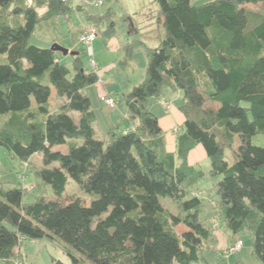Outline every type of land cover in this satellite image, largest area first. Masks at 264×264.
Returning a JSON list of instances; mask_svg holds the SVG:
<instances>
[{"label":"trees","instance_id":"trees-1","mask_svg":"<svg viewBox=\"0 0 264 264\" xmlns=\"http://www.w3.org/2000/svg\"><path fill=\"white\" fill-rule=\"evenodd\" d=\"M153 1L158 44L134 38L123 45V62L139 46L147 54L144 79L124 93L134 125L101 137L88 92L99 72L79 49L64 55L51 48L61 40V18L71 21L76 4L0 0V112H12L0 124V145L38 181L29 202L30 188L0 185L6 263L26 264L23 243L47 238L70 257L51 256L50 264H191L204 259L219 221L232 237L248 231L264 264V145L252 141L264 134V0ZM78 10L87 23L77 27L79 36L91 26L107 38L115 34L112 7ZM32 35L46 44L30 42ZM166 87L183 92L174 150L150 108ZM55 98L62 99L52 108ZM198 144L208 173L189 160ZM35 153L41 162L31 161ZM207 174L216 177L206 189L211 208L199 185ZM70 180L89 200L64 199ZM163 198L176 201L177 210Z\"/></svg>","mask_w":264,"mask_h":264},{"label":"rangeland","instance_id":"rangeland-1","mask_svg":"<svg viewBox=\"0 0 264 264\" xmlns=\"http://www.w3.org/2000/svg\"><path fill=\"white\" fill-rule=\"evenodd\" d=\"M93 1L95 0H72L73 7L76 4V9L74 8L75 10L72 13L71 21L67 22L64 18H61L59 29L61 40L58 42L64 46L79 49L82 52L85 65L96 69L100 74L99 81L91 85L88 88V92L91 95V107L97 116V135L102 137L111 128L114 127L115 130H119L128 124L125 117L124 93L130 91L134 85L139 84L144 79L147 54L145 47L139 46L134 49L131 57H128L123 62L125 60L124 55H126L123 45L127 40L134 38H143L148 45L153 46L156 44L155 36L158 30L153 29L145 33H142V31L157 26V4L153 0H102L103 2L99 6H94ZM207 1L210 0H194V4H202ZM78 3H82V6L79 7H83V9L87 8L90 13L105 11L109 7H112L115 12L113 17L115 21V34L107 38L99 33L91 43L93 53H90L88 46L79 41L78 38L77 27L80 26L84 19L82 12L80 13V10L77 11V8L79 9ZM159 27L161 26L159 25ZM161 28L163 29V27ZM30 42L41 46L46 44L43 41H39L34 35L31 36ZM66 58H69V56L67 55ZM92 58L97 61L98 66L91 64ZM101 88L109 89L116 100L114 107H109L99 100L101 95L104 94L101 93L98 96ZM180 91V89L166 87L159 98H153L151 100L150 108L162 118L166 114L162 102L164 101L167 110H170L172 105L178 107L183 97V92ZM61 99L55 98L51 104L52 108H56L61 102ZM11 115L12 112L10 111L5 113L0 112V124ZM173 131H177L176 127ZM252 141L254 144L264 145V134H255ZM198 147L200 148H194L189 153V160L199 164L208 173L209 158L205 154L204 148L201 145ZM41 159V153H35L31 157V161L35 163L41 162ZM25 163L15 152L0 145V185L7 188L20 184L24 188H30L29 190L27 189L28 192L24 199L26 202H29L37 195V188L32 189L31 185H36L38 181L33 174L25 171V166L27 165ZM215 180L216 177H210L207 174L206 178L199 182L207 197L210 198V206L208 208H211V205L215 201L211 193H208L206 189ZM48 193L51 194L50 187ZM74 195L85 198L86 201L90 198V195L83 191L75 181L70 180L63 196L65 197L64 199H69ZM163 201L170 209L177 210L178 205L176 201L170 198H163ZM212 211L214 212V209ZM213 223H216L214 227V237L216 240L212 241L211 247L208 246L209 248H205L203 260L191 264H258L257 258L252 253V236L248 231L240 232L237 235L243 241L242 248L237 252H231L229 248L237 236L232 237L230 231L224 229L221 222L214 221ZM184 228L185 226L182 224L176 227L180 234ZM22 249L26 264H50L51 256L70 263V257L63 252L61 247L47 238L27 240L23 243ZM0 264L8 263L0 259ZM175 264L181 263L176 262Z\"/></svg>","mask_w":264,"mask_h":264},{"label":"crops","instance_id":"crops-1","mask_svg":"<svg viewBox=\"0 0 264 264\" xmlns=\"http://www.w3.org/2000/svg\"><path fill=\"white\" fill-rule=\"evenodd\" d=\"M157 18V17H156ZM82 25H84V26H86V21H85V19H83V21H82V23H81ZM153 29H156V30H158L157 29V26L156 27H154V28H152V29H148V30H144V31H142V33H145V32H147V31H150V30H153ZM77 31H78V28H77ZM79 32L80 31H78V38H79ZM140 32H141V30H140ZM143 39V38H142ZM144 40V39H143ZM80 41V40H79ZM155 41H156V44H154V45H157L158 44V42H159V40H158V36H157V33H156V36H155ZM70 49H74V50H76L77 48H72V47H69ZM92 49H93V47H92ZM97 62V61H96ZM97 65H98V63H97ZM181 92V91H180ZM109 94V95H112L111 94V92L109 91V89L107 88V90H106V88H101L100 89V92H99V94H98V96L100 95V94ZM99 100H100V98H99ZM101 101V100H100ZM103 103V102H102ZM104 104V103H103ZM162 104L164 105V107H165V112H166V114L161 118V117H159V120H160V123H161V126L163 127V129L165 130V133H166V140H167V148L169 149V150H174L175 149V147H176V134H177V131L179 130V126H180V124L182 123V121H183V114L181 113V111H180V109H179V105H178V107H175L174 105H172V107H171V109L170 110H167L166 109V105H165V103H164V101L162 102ZM180 104V103H179ZM94 110V109H93ZM156 113V112H155ZM158 115V114H157ZM159 116V115H158ZM125 117H126V120L128 121V124L127 125H125L124 127H122V129H130V128H132L131 126H133L134 124H131V121H129V119H128V117H127V113H126V111H125ZM175 127H176V129H177V131H173V130H175ZM169 136H170V141H169ZM198 146H200L199 144L197 145V146H195L194 148H200V147H198ZM193 148V149H194ZM202 148V147H201ZM192 149V150H193ZM192 150L190 151V152H192ZM206 154V153H205ZM192 162V161H191ZM210 162V161H209ZM1 259V258H0Z\"/></svg>","mask_w":264,"mask_h":264},{"label":"built area","instance_id":"built-area-1","mask_svg":"<svg viewBox=\"0 0 264 264\" xmlns=\"http://www.w3.org/2000/svg\"><path fill=\"white\" fill-rule=\"evenodd\" d=\"M103 1L102 0H95L93 1L94 6H99ZM98 35L97 29L95 26H91L89 28H86L84 31L80 33V41L84 44H86L89 48V52L93 53V49L91 46L92 41L95 39V37ZM91 64L94 66H98L97 62L94 58L91 59ZM100 100L109 107H114L116 105V100L113 96L109 94H103L100 97ZM216 223H214L215 227ZM20 238H24L23 236ZM243 246V241L240 237H237L233 243L231 244L229 251L231 252H237L240 250ZM20 263V262H19ZM18 263V264H19Z\"/></svg>","mask_w":264,"mask_h":264},{"label":"water","instance_id":"water-1","mask_svg":"<svg viewBox=\"0 0 264 264\" xmlns=\"http://www.w3.org/2000/svg\"><path fill=\"white\" fill-rule=\"evenodd\" d=\"M51 48H53L54 50H58L61 51L64 55L66 54H78L79 51L78 50H72L67 46L62 45L61 43H59L58 41H55L51 44Z\"/></svg>","mask_w":264,"mask_h":264}]
</instances>
